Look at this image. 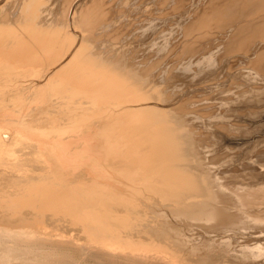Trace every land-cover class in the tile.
<instances>
[{"label":"bare ground","instance_id":"bare-ground-1","mask_svg":"<svg viewBox=\"0 0 264 264\" xmlns=\"http://www.w3.org/2000/svg\"><path fill=\"white\" fill-rule=\"evenodd\" d=\"M262 92L264 0H0V264H264Z\"/></svg>","mask_w":264,"mask_h":264},{"label":"rangeland","instance_id":"rangeland-1","mask_svg":"<svg viewBox=\"0 0 264 264\" xmlns=\"http://www.w3.org/2000/svg\"><path fill=\"white\" fill-rule=\"evenodd\" d=\"M228 63V64H227ZM224 62V61H220V60H218L217 62H216V67H214V69H216V71L218 70V72H217V75L218 76H216L215 77V79H213V81H212V85H210L212 88L210 89V90H212L213 89V91H212V93H210V92H207V95H208V97L209 96H211L212 94H214V96L217 98V100L219 101L221 98H230L231 96L233 97V96H236L238 93H239V91L243 88V87H245V86H247V84H242L241 85V82L240 81H242V80H238L235 76H234V74H235V71H234V65H233V63L231 62V61H229V62ZM227 65V66H226ZM242 69V68H241ZM216 74V73H215ZM232 75H233V77H232ZM217 78V79H216ZM237 79V80H236ZM241 79V78H240ZM210 81V80H209ZM262 81V80H261ZM256 82H258L259 83V80H257L256 78H254L253 79V81H252V83H256ZM233 85V86H232ZM224 88V89H223ZM228 89L229 91H224L225 89ZM246 89H248V87L246 88ZM217 91V92H216ZM221 91H223V92H221ZM232 91V92H231ZM221 92V93H220ZM249 94H251V93H249ZM262 95V99L258 102V101H254V99L252 100V101H248V103L247 104H245V105H242L241 107H243V108H240L239 107V113L243 116V117H245L246 118V120H241V122H244V121H246L245 122V124L247 125V126H251V127H249V130H248V132H246V133H241V136H243L242 137V139H241V136H240V138L238 139V144H236V145H229V147L230 148H223V147H225V146H223L222 145V143H221V140L219 139V137L218 136H214L213 138H214V140H212L211 141V143H212V146L213 147H215L216 148V152H217V155L216 156H218V158L217 159H221L220 160V162L222 163L221 165H220V168L222 167V168H224V169H227V170H229V172H237V173H243V172H247V173H249L250 171H256V172H258V171H261V172H264V167H262V169L260 170V169H254V170H251V169H244L242 166H244V159H245V157H246V155L249 153V151L251 150V149H249L250 147H251V145L252 144H254L252 141H254L255 143H256V141H258V140H260V138H261V143H262V146H264V144H263V142H264V131H262V130H264V92H262L261 93ZM231 95V96H230ZM262 102V103H261ZM245 106V107H244ZM254 106L256 107V106H260L259 108H255L254 109ZM248 109V111L245 113V109ZM244 111H243V110ZM250 109H251V112H249L250 111ZM253 110H255V111H257V110H261V112H262V116H260V115H258V114H256V116H255V114H248V113H253L254 111ZM260 116V117H259ZM252 120H251V119ZM258 119V120H257ZM255 121V122H254ZM253 123V124H252ZM262 127V128H261ZM250 135V136H249ZM253 135V136H252ZM262 135V136H261ZM245 137V138H244ZM248 137L250 138V140L248 139ZM253 137V138H252ZM259 137V138H258ZM258 138V139H257ZM257 139V140H256ZM262 139H263V142H262ZM215 140H217V141H215ZM252 140V141H251ZM242 141H244L243 143H241ZM247 141V142H246ZM214 142V143H213ZM250 142V143H249ZM260 142V141H259ZM258 142V143H259ZM257 143V144H258ZM261 143H260V145H261ZM248 145H250V147H248L247 148V146ZM245 146H246V148H245ZM259 146V145H258ZM233 147H234V149H233ZM222 148V149H221ZM245 148V149H244ZM260 148H261V146H260ZM232 149V150H231ZM240 149V150H239ZM242 149V150H241ZM246 149H248V151H246ZM243 150H245V152H243L244 154H242V151ZM222 151H225V152H227V153H230L231 154V159L228 161V162H224L223 160H224V158L222 159V157L224 156L223 154H224V152H222ZM235 151V152H234ZM264 151V149H263V147H262V153H264L263 152ZM221 152V153H220ZM232 152V153H231ZM253 151H250V153H252ZM236 153H238V154H236ZM250 153L248 154V155H250ZM254 153H252L251 154V158L252 157H256V156H254L253 155ZM221 155H223L222 157H221ZM236 155H238V157H236ZM245 155V156H244ZM244 156V159L242 158ZM263 157H264V155H262ZM250 157V156H249ZM262 157V163L264 162V158ZM239 158H242V160H240ZM251 158H249V159H251ZM239 159V160H238ZM253 159V158H252ZM237 162H238V164H237ZM243 162V163H242ZM240 163H242L241 165H240ZM219 165V162L217 163V166ZM262 166H264V165H262ZM233 170V171H232ZM247 170V171H246Z\"/></svg>","mask_w":264,"mask_h":264}]
</instances>
